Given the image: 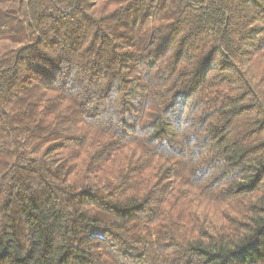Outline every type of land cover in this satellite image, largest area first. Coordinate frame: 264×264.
I'll use <instances>...</instances> for the list:
<instances>
[{"label": "trees", "instance_id": "16d2710c", "mask_svg": "<svg viewBox=\"0 0 264 264\" xmlns=\"http://www.w3.org/2000/svg\"><path fill=\"white\" fill-rule=\"evenodd\" d=\"M0 264H264V0H0Z\"/></svg>", "mask_w": 264, "mask_h": 264}]
</instances>
